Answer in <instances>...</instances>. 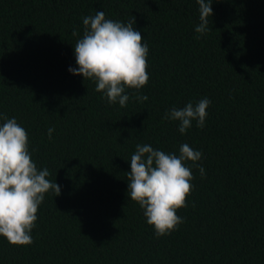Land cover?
I'll return each mask as SVG.
<instances>
[{
  "label": "trees",
  "instance_id": "1",
  "mask_svg": "<svg viewBox=\"0 0 264 264\" xmlns=\"http://www.w3.org/2000/svg\"><path fill=\"white\" fill-rule=\"evenodd\" d=\"M212 9L199 34L196 0H0V116L26 130L33 162L61 186L45 194L31 245L0 236V264H264V0ZM97 11L135 17L149 48L148 83L126 88L123 108L68 70ZM205 97L203 128L181 134L164 119ZM185 143L205 175L186 162L184 222L156 237L128 197L130 158L137 144L179 155Z\"/></svg>",
  "mask_w": 264,
  "mask_h": 264
},
{
  "label": "clouds",
  "instance_id": "2",
  "mask_svg": "<svg viewBox=\"0 0 264 264\" xmlns=\"http://www.w3.org/2000/svg\"><path fill=\"white\" fill-rule=\"evenodd\" d=\"M199 5L200 23L195 32L204 34L211 30L213 0H196ZM135 17L127 23L106 19L103 11L94 16L83 17L84 33L74 46L77 67L68 70L73 75L94 80L97 92H102L109 104L119 103L126 107L129 95L126 88L140 90L149 80L147 72L148 45L142 43V35L136 30ZM77 33L74 31L73 35ZM139 102L148 100L146 95L137 96ZM208 98L195 105L189 102L183 108L173 107L164 119L178 121L179 132L184 134L196 121L203 128ZM4 119L0 126V236L12 245H31L32 229L37 221L39 206L45 194H61V186L47 177L49 170H38L28 149V134L15 118ZM54 128L48 129L49 139ZM202 153L187 143L179 148V155L154 149L149 144H137L130 158L127 173L128 197L143 210L149 226L156 237L169 235L184 222L177 210L187 207L194 179L187 161L193 162L201 177L205 170L196 164Z\"/></svg>",
  "mask_w": 264,
  "mask_h": 264
}]
</instances>
